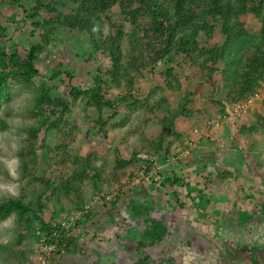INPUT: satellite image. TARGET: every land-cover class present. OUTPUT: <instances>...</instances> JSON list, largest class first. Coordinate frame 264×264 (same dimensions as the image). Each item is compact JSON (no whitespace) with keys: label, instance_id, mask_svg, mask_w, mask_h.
Here are the masks:
<instances>
[{"label":"trees","instance_id":"1","mask_svg":"<svg viewBox=\"0 0 264 264\" xmlns=\"http://www.w3.org/2000/svg\"><path fill=\"white\" fill-rule=\"evenodd\" d=\"M241 15H251L257 24L245 26ZM7 21L13 26L8 28ZM73 29L80 32L78 37L70 35L79 67L87 70L91 62L96 67L89 74V83L79 85L60 60L54 62L48 79L65 74L58 81L69 87L66 99L45 81L38 61L49 43L59 42L65 30ZM16 30L17 37H12ZM187 71L205 82L218 73L220 93L228 101L243 100L258 89L264 80V0H0V108L7 107L13 95H22L18 107L26 123L16 127L23 135L15 140L12 154L19 181L30 188L28 197L20 192L0 196V221L10 215L25 226L35 221L43 232V243L52 246L54 254H66L74 250L80 236L64 230L57 221L51 225L57 214L50 216V222L40 215L48 204L57 203L64 211L61 198L79 208L84 202L80 187L85 180L97 189V183L118 181L125 175V167L136 163L143 173L157 174L161 185L177 186L179 177L161 174L150 158L160 151L169 152L167 132L174 134L176 119L191 111L190 92H184L175 106L163 92H178L181 75ZM154 77L162 84L151 85ZM216 103L222 112V103ZM75 105L82 107L79 117L87 126L85 136L93 129L104 135L106 125L116 127L137 109L153 117L159 115L160 131L133 149L128 158L113 147L112 166L105 174L94 165L92 152L78 158L72 154L68 175L50 181L38 174L37 152L45 170L64 168L66 154L45 140L55 135L65 148L66 142L75 139L81 124L67 122ZM116 118L119 121L111 123ZM7 128L9 124L0 116V130ZM211 171L216 175L214 166ZM33 184L42 189L36 191ZM147 206L133 204L131 210L140 215ZM166 232L163 222L145 218L137 235V249L161 241ZM20 241L18 235L14 242H0V264L24 262L26 252L16 247ZM146 259L142 256L131 264H146Z\"/></svg>","mask_w":264,"mask_h":264},{"label":"rangeland","instance_id":"2","mask_svg":"<svg viewBox=\"0 0 264 264\" xmlns=\"http://www.w3.org/2000/svg\"><path fill=\"white\" fill-rule=\"evenodd\" d=\"M240 20L245 26L257 24L251 15H241ZM4 24L10 28L14 23ZM17 31L11 36L17 37ZM71 34L80 36L75 29L65 30L59 42L49 43L38 61L45 81L56 86V94L66 99L70 97L69 87L58 81L65 74L48 79L52 65L60 60L79 85L89 83V74L96 67L94 62L87 70L79 67L80 58L74 55ZM191 72L181 75L183 81L178 92L163 91L172 106L184 92H190L192 107L185 117L176 119L175 133L167 132V138L171 139L169 152L160 151L150 158L153 168L161 174L179 177L177 186L161 185L157 174L143 173L136 163L126 166L125 175L118 181L110 184L102 181L96 184L97 189L85 180L80 187L84 202L79 208L65 204L61 198L64 211L53 202L40 215L50 222V216L57 214L51 225L57 221L64 230L80 236L74 250L66 254H54L53 247L43 243V232L35 221L25 226L17 224L10 215L0 221V242H14L16 236H21L16 247L26 252V259L17 264H131L142 256H147L146 264H264V80L247 98L228 101L220 93L218 73L212 81L205 82ZM160 83L156 77L150 80L151 85ZM20 96L13 95L11 103L0 108V116L9 124V128L0 130V196L30 194L29 186L19 181L12 154L15 140L23 135L16 127L26 123L18 107ZM216 100L222 103V112ZM235 105L243 107L232 111ZM9 106L11 109H7ZM81 112L80 105L71 110L72 119L67 122L81 125L75 139L66 142L65 148L55 135L45 140L66 154L62 170L59 166L45 170L37 152L38 174L45 179L56 182L68 175L71 168L68 159L72 154L78 158L89 152L94 165L105 174L112 166L113 147L128 158L133 149L145 145L160 131L159 115L153 117L137 109L116 127L106 125L104 135L93 129L85 136L87 126L80 122ZM118 121L116 118L111 123ZM207 121L210 123L206 126ZM189 142L194 145L189 146ZM211 166L216 168V175ZM33 186L36 191L42 189ZM138 203L148 205L147 211L140 215L131 210ZM141 215L160 220L167 232L161 241L137 249V235L144 228L145 218Z\"/></svg>","mask_w":264,"mask_h":264},{"label":"built area","instance_id":"3","mask_svg":"<svg viewBox=\"0 0 264 264\" xmlns=\"http://www.w3.org/2000/svg\"><path fill=\"white\" fill-rule=\"evenodd\" d=\"M242 107H243V105H235L233 108H232V111H239V110H241L242 109ZM209 123L210 122H205V125L207 126V125H209ZM197 128H194V132H197ZM192 145H194V143L193 142H189V146H192ZM184 153H186V151L184 152Z\"/></svg>","mask_w":264,"mask_h":264},{"label":"crops","instance_id":"4","mask_svg":"<svg viewBox=\"0 0 264 264\" xmlns=\"http://www.w3.org/2000/svg\"><path fill=\"white\" fill-rule=\"evenodd\" d=\"M207 159H208V158H207ZM203 161H205V159L202 160V163H203ZM191 162H193V161H191Z\"/></svg>","mask_w":264,"mask_h":264}]
</instances>
